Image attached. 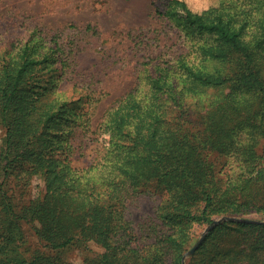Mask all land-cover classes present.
I'll list each match as a JSON object with an SVG mask.
<instances>
[{
	"label": "trees",
	"instance_id": "1",
	"mask_svg": "<svg viewBox=\"0 0 264 264\" xmlns=\"http://www.w3.org/2000/svg\"><path fill=\"white\" fill-rule=\"evenodd\" d=\"M255 6L234 12L223 2L197 13L184 0H171L164 16L217 67L203 71L182 55L148 64L95 137L86 135L88 110H77L62 91L64 70L73 62L74 24L53 33L23 27L3 43L0 264H75L67 251L87 250L91 242L104 251L85 255L83 264H183L196 225L264 212V153L258 149L264 139V0ZM181 75L194 88L220 91L206 104L198 101L200 121H191L193 108L184 106L185 91L174 83ZM81 115H87L83 124ZM205 148L236 159L240 170L225 177ZM76 154L88 156L87 166L74 165ZM36 177L40 194L17 199L10 182L28 188ZM128 188L164 196L158 208L163 230L146 243L136 242L127 219ZM33 222L39 223L36 247L23 227ZM187 264H264V224L221 223Z\"/></svg>",
	"mask_w": 264,
	"mask_h": 264
},
{
	"label": "rangeland",
	"instance_id": "2",
	"mask_svg": "<svg viewBox=\"0 0 264 264\" xmlns=\"http://www.w3.org/2000/svg\"><path fill=\"white\" fill-rule=\"evenodd\" d=\"M184 1L197 13L215 10L221 7L223 2L227 7L234 8L231 9L234 12L239 11L240 7L247 9L256 7V0ZM170 2L171 0H0V51L6 40L20 35L18 33L23 31V27L42 26L46 32L53 33L68 24H74V53L71 56L73 62L64 70V77L67 80L63 83L62 91L66 100L75 103L77 110L83 113L88 110L92 127L85 130L88 132L86 135L95 137L93 132L103 122L108 110L137 87L148 64L158 62L168 64L182 55L194 60L203 71H214L217 67L212 61L204 60L200 56L194 47L197 41H193L178 26L177 21H171L164 16ZM247 12L250 13V10ZM183 79L182 75L176 77L174 83L185 91L184 106H190V110L193 108L190 114L191 121H200L204 111L196 104L199 100L200 103H208L215 99L220 91L206 90L203 87L194 88V84H189ZM202 90L205 92L200 94ZM80 118L83 124L87 115H81ZM4 137L5 128L0 124V148ZM258 149L261 154L264 153V139ZM204 151L208 161L215 163L225 177L240 170L236 159L221 157L216 151L208 148ZM88 153L92 154V150ZM80 155L76 154L73 157L74 165L87 166L88 156ZM262 163L264 165V158ZM10 185L17 199L25 201L38 196L43 183L36 177L28 188L16 187L13 182H10ZM152 191L145 189L138 192L130 188L125 191L127 219L133 228L136 242L146 243L151 236L163 230L158 208L164 196ZM246 220L264 224V212L242 216H216L214 221L220 223L210 232L223 222L250 223ZM211 224L195 226L191 236L192 246L184 254L182 262L185 260L187 264V260L207 239L210 232L196 251L190 254ZM23 227L28 244L32 247L40 246L36 234L39 223H24ZM103 251L101 246L91 242L87 250L75 247L67 251L66 257L75 264H83L85 255L95 256Z\"/></svg>",
	"mask_w": 264,
	"mask_h": 264
},
{
	"label": "water",
	"instance_id": "3",
	"mask_svg": "<svg viewBox=\"0 0 264 264\" xmlns=\"http://www.w3.org/2000/svg\"><path fill=\"white\" fill-rule=\"evenodd\" d=\"M226 220V219H225ZM246 222H250V223H256V221H250V220H246ZM220 223V221H214L207 229V232L202 236V238L200 239L199 243L193 247V249L190 251V254H193L196 249L200 246V244L206 239L207 234L216 226ZM186 257V256H185ZM184 257V259H185ZM185 264V260L183 262Z\"/></svg>",
	"mask_w": 264,
	"mask_h": 264
}]
</instances>
